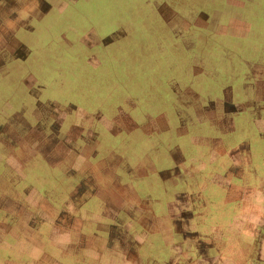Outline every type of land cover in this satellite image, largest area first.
I'll return each instance as SVG.
<instances>
[{"label":"rangeland","instance_id":"374dc122","mask_svg":"<svg viewBox=\"0 0 264 264\" xmlns=\"http://www.w3.org/2000/svg\"><path fill=\"white\" fill-rule=\"evenodd\" d=\"M264 0H0V264H258Z\"/></svg>","mask_w":264,"mask_h":264},{"label":"crops","instance_id":"0c3cea01","mask_svg":"<svg viewBox=\"0 0 264 264\" xmlns=\"http://www.w3.org/2000/svg\"><path fill=\"white\" fill-rule=\"evenodd\" d=\"M256 261L258 262V264H264V255H263V252L257 253V255H256Z\"/></svg>","mask_w":264,"mask_h":264}]
</instances>
